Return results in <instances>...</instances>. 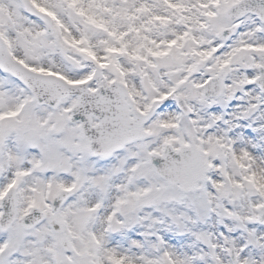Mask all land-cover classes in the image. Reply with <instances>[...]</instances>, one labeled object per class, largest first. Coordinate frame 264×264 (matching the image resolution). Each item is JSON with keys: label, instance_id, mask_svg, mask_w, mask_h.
Instances as JSON below:
<instances>
[{"label": "snow or ice", "instance_id": "1", "mask_svg": "<svg viewBox=\"0 0 264 264\" xmlns=\"http://www.w3.org/2000/svg\"><path fill=\"white\" fill-rule=\"evenodd\" d=\"M0 264H264V0H0Z\"/></svg>", "mask_w": 264, "mask_h": 264}]
</instances>
